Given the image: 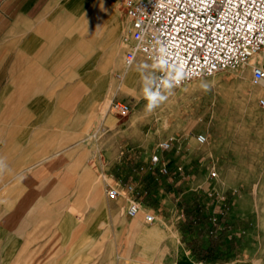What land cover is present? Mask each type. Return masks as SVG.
Instances as JSON below:
<instances>
[{"label":"crops","instance_id":"crops-1","mask_svg":"<svg viewBox=\"0 0 264 264\" xmlns=\"http://www.w3.org/2000/svg\"><path fill=\"white\" fill-rule=\"evenodd\" d=\"M80 8L77 0H0V264L29 255L42 256L43 264H264V216L257 210L263 187L251 177L264 175L259 101L220 121L203 157L212 166L194 169L198 176L192 171L185 183L171 178V169L120 164L114 184L135 182L129 196L160 223L128 217L119 199L99 186L91 190L87 161L98 145L86 138L98 124L99 92H108L115 72L104 58L100 89L96 49L85 59L81 51ZM137 57L135 66L145 63L148 75L141 71L151 82L155 72ZM259 61L264 66V50ZM245 66L217 77L222 107L236 87L264 100V80L255 84ZM211 169L218 173L212 180Z\"/></svg>","mask_w":264,"mask_h":264},{"label":"rangeland","instance_id":"rangeland-1","mask_svg":"<svg viewBox=\"0 0 264 264\" xmlns=\"http://www.w3.org/2000/svg\"><path fill=\"white\" fill-rule=\"evenodd\" d=\"M99 3L100 6L96 12H89L85 16L83 15L81 51L85 59L91 50L95 51L96 49L94 56L98 59V83L101 89L103 88L101 86L105 83L103 81H106V78L102 77V74H104V58L106 59V55L113 47L121 46V41L125 39L122 37H125V34L121 33L122 29H125L128 36V46L123 48L120 61L131 46V38L129 34L130 24L121 8V0H101ZM262 55L263 51L251 57L247 64L236 70H244L245 65H249L250 69L255 64L262 67L259 61ZM254 58L256 60L252 62ZM144 60L149 67V73H153L154 68L152 65L145 58ZM89 64L94 67L96 62L93 61ZM137 64L143 70V73L148 75L146 64L142 61L137 62ZM231 71L225 70L211 77L191 80L179 87L168 86L158 97H153L149 94L153 79H151V82L144 80V89L141 95H135L134 93L112 95V92L101 93L100 90L98 97V124L93 125V130L90 131L86 138L89 145L95 142L98 145L97 147L93 146L87 161L88 167H92L89 179L91 190L95 186H99L106 195V190L109 187L124 189V187L128 186L114 184L112 179V174H114L115 178L119 176L120 164H125L126 167L134 168L139 172L146 170L155 171L151 167L150 157L156 151L157 144L164 140H169L171 144L170 148L162 153L161 163H164L168 169L176 173V175L170 176L171 178H176L177 181L185 183L188 181L186 178L189 173L193 174L192 171L194 169L212 166V159L209 158L208 161L204 160L203 157L208 153L207 149L211 141L217 140L219 136L220 121H224L236 112L250 108L249 103L253 100H260V97L255 96L253 99L249 94L240 92L236 87L230 106L222 107L219 103L221 99L220 88L215 87V83L218 76H220L222 81L223 76ZM114 72L113 80L116 81L118 79L116 74L120 73V70L115 69ZM249 85H252V77ZM225 88L226 86L224 85ZM112 100L129 104L131 108L129 114L125 117H120L111 108V110L108 108L107 112L103 113L101 111L103 105L106 101H109L110 104ZM107 116L112 118V123L107 121ZM97 127L98 129H103L102 132L96 133ZM198 134L206 136L207 142L205 144L199 145L196 142L195 137ZM127 147H129V152H126ZM122 151H125L124 153L127 156L134 155V159H127L125 154H121ZM113 161L114 164L111 166ZM211 171L214 170L211 169ZM194 172L193 176L197 177L196 172L198 171L195 170ZM148 177L150 176L145 175V178ZM216 177H218L217 171L216 176H210V179L212 180ZM251 177L255 179L254 181L261 179L262 183L260 185L263 188L260 193L264 195V175H251ZM167 180L168 178L166 182ZM168 182L171 183L170 181ZM129 185H136V183L133 182ZM134 192L129 195L134 194ZM129 195H121L117 198L120 201V208L125 206L123 213L126 216L129 200H134ZM257 210L258 216H264V205L257 207ZM146 213L153 214L157 224L161 222L156 214L150 210L142 209L139 212V216L143 217ZM147 242L152 244L155 242L152 234L147 233ZM90 256L92 258L97 256L96 248L90 252ZM25 257L27 258L26 261L21 260L18 264H43L42 256L29 255Z\"/></svg>","mask_w":264,"mask_h":264},{"label":"built area","instance_id":"built-area-1","mask_svg":"<svg viewBox=\"0 0 264 264\" xmlns=\"http://www.w3.org/2000/svg\"><path fill=\"white\" fill-rule=\"evenodd\" d=\"M121 8L130 24L131 46L123 57L125 66L142 55L154 68L149 94L158 97L168 86L183 84L225 70H236L264 49V0H121ZM253 82L264 80L259 65L252 68ZM259 104L264 105L260 99ZM112 111L120 117L130 112V105L113 101ZM199 145L207 142L204 134L195 137ZM170 141L157 144L150 157L152 169L167 172L161 155ZM181 170V168H179ZM211 177L216 171H211ZM136 185L124 189L109 187L108 199L129 195ZM126 214L134 217L141 204L129 200ZM146 223L155 216L144 215ZM219 264H231L227 261Z\"/></svg>","mask_w":264,"mask_h":264},{"label":"bare ground","instance_id":"bare-ground-1","mask_svg":"<svg viewBox=\"0 0 264 264\" xmlns=\"http://www.w3.org/2000/svg\"><path fill=\"white\" fill-rule=\"evenodd\" d=\"M72 1H74V0H69L67 2V4L70 5V3H72ZM100 1L101 0H77V2H79V4L81 5L80 10L82 11V15H84V16H85V14H87L89 12H96L97 8L100 6L99 5ZM103 5H105V4H103ZM84 16H83V18H84ZM123 25H125V24H123ZM121 33L125 34V37L122 36L123 39L124 38L125 39H124V41H121L122 42L121 46H118L116 48L113 47L110 50V52H108V54L106 55V59H105V61L107 62L106 63L107 65H109L110 67L113 66V70H115V69H119L120 70V73L116 74V77L118 78L116 81H114L112 79L109 80L110 86H109L108 91L112 92V95H116V94H119V93H121V94H123V93H127V94L134 93L135 95H139V94L141 95V94H143V89H144L143 88V82L145 80V76L143 75V73L141 71V68L138 67V66H135V63H136L138 57H136V59L128 66L124 65L123 59L120 61L121 52H122L123 48L128 46L127 45L128 36L126 35L125 29L124 30L122 29ZM118 41H117V43H118ZM263 50H261L260 52H262ZM259 53H257V54H259ZM257 54H255V55H257ZM252 57H254V55ZM255 60H256L255 58L252 59V62H254ZM255 65H257V64H255ZM261 68L264 70L263 64H262ZM112 84H113V88H112ZM111 102H110V104H111ZM110 104H109V101H106V103L103 105L101 111H103V113H106L108 108H109V110H111L110 109ZM107 121L112 123V118H110V116H107ZM102 130L103 129H98V127H97L95 132L96 133H100V132H102ZM260 217H263V216H260Z\"/></svg>","mask_w":264,"mask_h":264}]
</instances>
